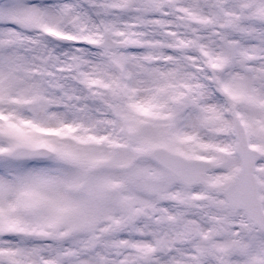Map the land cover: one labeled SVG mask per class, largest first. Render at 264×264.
<instances>
[{
	"label": "snow or ice",
	"instance_id": "obj_1",
	"mask_svg": "<svg viewBox=\"0 0 264 264\" xmlns=\"http://www.w3.org/2000/svg\"><path fill=\"white\" fill-rule=\"evenodd\" d=\"M0 264H264V0H0Z\"/></svg>",
	"mask_w": 264,
	"mask_h": 264
}]
</instances>
